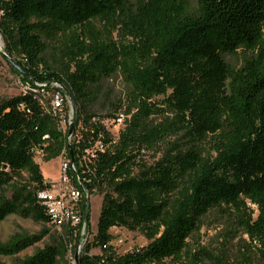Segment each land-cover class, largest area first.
Segmentation results:
<instances>
[{"label":"trees","instance_id":"obj_1","mask_svg":"<svg viewBox=\"0 0 264 264\" xmlns=\"http://www.w3.org/2000/svg\"><path fill=\"white\" fill-rule=\"evenodd\" d=\"M0 35L1 54L18 67L2 57L31 87L0 100V220L56 225L38 197L51 185L34 159L39 152L43 160H68L76 185L102 194L96 233L78 264L214 262L188 243L212 212L255 242L264 264V0H0ZM239 50L243 61L231 66L227 56ZM116 74L128 106L115 139L103 121L123 104L106 101L104 114L93 106L102 82ZM54 83L63 105L75 108L65 130L63 106L51 113L34 91ZM159 96L166 112L152 104ZM153 114L163 125L153 124ZM202 143L212 153L201 152ZM160 145L162 157L148 164L145 153ZM58 226L60 238L12 264H64L80 225ZM114 227L138 231L147 243L117 255ZM46 234L0 240V257ZM92 247L101 253L90 254Z\"/></svg>","mask_w":264,"mask_h":264},{"label":"rangeland","instance_id":"obj_2","mask_svg":"<svg viewBox=\"0 0 264 264\" xmlns=\"http://www.w3.org/2000/svg\"><path fill=\"white\" fill-rule=\"evenodd\" d=\"M2 48L3 41L0 35V100L19 95L22 92L21 86L23 83L20 76L2 57ZM243 56L244 53L239 50L235 54L227 56V60L231 66L239 67L243 61ZM101 86L103 95L99 102L93 106V112L104 114L106 111L110 110L106 101L116 102L118 100L123 104L118 113L123 112L126 117L125 111L128 106L126 100L128 88L121 76L116 74L112 78L104 80ZM54 88L63 90L60 85H50L47 90H39L37 92L41 103L46 108H48L51 97L56 94ZM161 100V96L153 98L152 104L159 106L160 112H166L167 106L161 103ZM68 102L63 105L61 111L65 113L62 115V121L60 123L63 129L67 128L69 121L73 119L75 113V108L70 101ZM138 109L139 104H135L132 107L131 112L127 114V119H129L133 113L137 112ZM171 118L172 115L168 113V119ZM150 119H152L154 125L158 123L163 125L164 118L161 115L153 114ZM103 123L115 139L118 138L119 131L125 127L124 122L115 123L108 119H105ZM79 125L80 122L76 127H79ZM167 140H176V136L167 135ZM164 147L165 146L162 145L156 146L153 150L146 152L145 160L147 163L151 164L162 157ZM199 148L204 154L211 152L209 143H202ZM34 159L39 163L45 180L51 183H55L59 180L61 157L43 160L39 152H36ZM88 194L89 198L86 204V210H88L89 214L88 222L86 218H82V222L77 224L80 225L77 229L78 236L77 239L67 246V252L65 254L66 261L64 264H75L74 254L76 250L80 253L86 243L92 241L93 236L96 233L97 220L102 204V194L97 191L89 190ZM250 208L255 209V206L251 205ZM256 213L255 210L254 215H256ZM69 225L75 226L72 224ZM233 230V225H227L224 217L221 216L220 213L212 212L204 219L203 226L198 233L188 240V243L193 248L204 247L213 255L214 262L210 263L205 261V264H259L260 261L254 250V245H256L255 242L250 241L240 230ZM40 232H47L40 242L28 247L14 257H0V260L6 264H12L15 259H22L25 256L31 255L36 248H42L45 244L56 241L54 237H61V227L58 225L38 223L30 218H21L16 215H9L5 219L0 220V240L2 242L8 241V239L14 235L22 233L33 235ZM110 232L114 237L112 240V248L117 255H122L134 249H138L147 243L145 236L138 231H130L125 228L114 227L110 229ZM99 253H101L99 247H92L90 250V254Z\"/></svg>","mask_w":264,"mask_h":264},{"label":"built area","instance_id":"obj_3","mask_svg":"<svg viewBox=\"0 0 264 264\" xmlns=\"http://www.w3.org/2000/svg\"><path fill=\"white\" fill-rule=\"evenodd\" d=\"M53 85L56 86L58 84L54 83ZM39 87H41V85H39ZM21 89L24 92L30 90L31 87L27 83H22ZM39 90L44 91L43 88L34 89V91L37 92ZM63 102L64 100L62 98V95L56 93L51 97L48 108H45L51 113L56 114L61 111ZM124 119V113L120 112L117 114L116 118L110 121L119 123L124 122ZM70 123L71 121H69L68 124ZM69 140L70 134L67 135V141ZM69 169L75 170L74 165H69V161L62 158L59 166V180L55 183H51L49 187L38 192V197L41 199L43 205L45 206L46 212L51 217L52 222L56 225L67 223L77 225L81 223V205L87 204L89 198L88 190L76 185L77 182V184L79 183L82 186L80 178L78 176H75L74 181Z\"/></svg>","mask_w":264,"mask_h":264},{"label":"water","instance_id":"obj_4","mask_svg":"<svg viewBox=\"0 0 264 264\" xmlns=\"http://www.w3.org/2000/svg\"><path fill=\"white\" fill-rule=\"evenodd\" d=\"M2 56L5 57L12 65L18 67V65L10 58L6 57L5 53L2 52ZM71 132V127H69V134ZM78 255H79V251L76 250L75 254H74V262L75 264H78Z\"/></svg>","mask_w":264,"mask_h":264}]
</instances>
